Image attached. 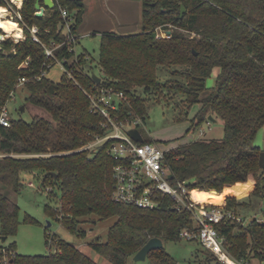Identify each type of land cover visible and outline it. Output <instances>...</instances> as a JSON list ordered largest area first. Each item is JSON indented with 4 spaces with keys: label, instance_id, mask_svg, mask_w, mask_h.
Returning <instances> with one entry per match:
<instances>
[{
    "label": "trees",
    "instance_id": "obj_1",
    "mask_svg": "<svg viewBox=\"0 0 264 264\" xmlns=\"http://www.w3.org/2000/svg\"><path fill=\"white\" fill-rule=\"evenodd\" d=\"M11 1L21 5L17 12L23 38L0 41V107L21 88L27 91L25 103L46 115H33L29 121L11 117L9 126H0V154H6L0 157L4 187L18 192L23 187L22 173H43L41 185L56 187L60 195L59 208L47 204L45 212L79 236L85 234L77 231L85 218L116 217L105 241L96 239L88 244L111 264H127L152 237L179 241L181 231L196 225L189 210L180 208L169 195L161 198L156 209L112 200L116 161L109 153L111 141L91 150L81 149L104 132L101 116L89 112L84 90L112 87L122 91L126 100L120 105L119 118L139 116L144 122L146 99L138 90L154 96L171 88L183 95L185 103L199 104L186 133L210 121L211 115L222 122L224 136L219 140L197 138L168 150L165 159L173 175L170 182H184L188 190L196 189L200 203H225L224 209L235 216L264 201V172L258 176L264 148L253 144L258 129L264 127V0H141V32L101 34L98 83L83 68L85 54L75 57L71 51L74 43L62 33L61 9L73 19L71 33L77 35L83 0H54L53 9H46L40 17L35 15V0ZM9 3L0 0V7L5 9ZM181 5L185 8L182 14ZM9 21L21 38L17 22ZM32 26L37 28L40 42L33 40ZM169 26L195 36L173 29L166 38L157 36L158 29ZM45 48L53 49L54 58L46 57ZM55 59L63 62L71 77L65 72L57 82L46 77L44 73ZM159 67L168 69L171 79L160 82ZM213 69L219 73L215 86L208 89L206 79ZM22 78L26 80L18 86ZM143 141L151 139L143 137ZM18 211V205L0 191L1 237L7 239L15 233ZM216 229L232 258L246 264L264 261V209L261 220L252 217L242 225L229 219ZM54 244L53 253H16L10 264H98L71 242L56 237ZM6 248L14 251L11 245ZM201 252L205 254L203 264H221L203 246ZM148 255L155 264H179L163 248Z\"/></svg>",
    "mask_w": 264,
    "mask_h": 264
},
{
    "label": "rangeland",
    "instance_id": "obj_2",
    "mask_svg": "<svg viewBox=\"0 0 264 264\" xmlns=\"http://www.w3.org/2000/svg\"><path fill=\"white\" fill-rule=\"evenodd\" d=\"M83 3L84 12L82 22L77 29L78 41L76 40L74 45V52L76 55L85 54L88 59L85 61L83 68L89 74L100 76L101 70L98 66V58L101 34L114 32L126 35L141 32L142 1L83 0ZM12 8L8 12L4 11L1 15L11 20L10 16H16V6ZM168 28L158 29V36L166 38L172 29L189 37L195 36L194 33L186 30L172 26ZM11 32L13 35L10 38L13 41L20 39L21 33L15 36L12 27ZM218 73V69L212 70L210 76L206 79V88L212 89L215 86ZM61 74L62 70L55 64L48 70L46 77L53 82H57ZM171 77L168 69L163 67L157 69V78L160 82L171 79ZM138 92L146 99L145 119L140 126V131L144 138L155 140L161 143L163 147H171V149L179 145V143L197 138L213 140L223 138L224 128L219 120H210V126L203 122L195 131L186 133L192 118L199 109V104L185 103L183 95L176 90L164 88L157 91L154 96L144 95L141 89ZM12 96L7 105L11 117L17 118L20 116L29 121L33 115H46L42 109L25 103L27 91L24 89L18 88ZM20 106H23V111L18 112ZM200 130L203 132L201 136L199 135ZM253 144L263 150L264 127L258 129ZM42 174L41 172L22 173L23 187L18 192H13L0 183V191L6 194L19 207L17 229L3 243L1 242L0 234V246L8 247L11 245L14 251L21 255H48L55 252L54 240L57 237L73 243L98 264H111L91 250L88 244L96 239L102 242L105 241L108 229L116 221V217L96 220L97 217L91 215L85 218L86 222L80 223L77 228V231H85L83 236L72 233L60 222V219L45 212V205L47 204L53 208H59L60 195L56 187H44L41 185ZM263 205L264 201H258L253 204V207L243 208L240 216L246 221L255 216L261 218ZM163 250L176 259L179 264H203L205 257V254L201 252L200 244L196 240H187L185 238H181L179 241L163 242ZM132 257L128 258L127 264H155L154 259L149 255L138 262L133 261ZM251 264H260V262L252 261ZM261 264H264V261Z\"/></svg>",
    "mask_w": 264,
    "mask_h": 264
},
{
    "label": "built area",
    "instance_id": "obj_3",
    "mask_svg": "<svg viewBox=\"0 0 264 264\" xmlns=\"http://www.w3.org/2000/svg\"><path fill=\"white\" fill-rule=\"evenodd\" d=\"M13 6H16V16L10 17L19 26L20 15L17 11L20 7L12 2V4L4 8L8 12V10L13 9ZM61 15L64 19L62 33L68 41L75 45L77 35L71 33L73 19L64 9H61ZM20 28L22 30V37L20 39H22L23 28ZM30 32L33 40L40 42L36 35L37 28L35 26L30 28ZM52 50V48H45L46 57L54 58ZM71 51H74V46ZM85 59H88L86 55ZM55 64L59 66L62 72L71 77V72L66 70L62 61L55 59ZM47 66L49 67L50 65ZM46 73L44 74L46 75ZM25 80V78H22L18 86ZM13 93H11L10 100L13 97ZM84 93L90 102L89 112L101 116V127L104 129V132L103 134L95 135L81 149L91 150L106 141H111L109 153L116 161V164L113 166L114 184L111 194L112 200L131 203L142 209H156L161 203V198L164 195H169L180 208L189 210L195 220V228L181 231V238L197 240L201 246L211 251L221 264H246L235 260L228 254L223 246V239L217 232L216 225L229 219L246 225V222L248 223L249 220L246 221L243 217L235 216L232 212L226 211L224 209L225 204L212 205L199 203L192 199L191 191L187 189L184 182L178 181L175 184L170 182L171 179L168 176L171 172L166 163L165 153L171 147L165 148L155 140H151L150 142L135 141L128 134V131L134 128L138 129L141 134L140 126L144 122L139 116L119 118L118 111L120 105L126 100L122 91H118L112 87H99L91 91L84 90ZM9 101L0 107V126L10 125L11 116L7 106ZM206 124L210 126V121H206ZM199 135H203L202 130H200ZM4 155L6 154H0V157ZM49 191L51 190L49 189ZM256 218L261 220V218ZM15 254V251L0 246V264H10V259Z\"/></svg>",
    "mask_w": 264,
    "mask_h": 264
},
{
    "label": "water",
    "instance_id": "obj_4",
    "mask_svg": "<svg viewBox=\"0 0 264 264\" xmlns=\"http://www.w3.org/2000/svg\"><path fill=\"white\" fill-rule=\"evenodd\" d=\"M53 7H54V0H35V3H34V9L36 11L35 15L38 17L43 16L46 9L52 10ZM184 11H185V8L183 5H181L180 6V14H182ZM92 78L97 83L100 82V78L97 75L92 74ZM20 111H23V106H20ZM208 119L212 120V121L216 120L211 115L208 116ZM128 134L135 141H139V142L143 141L142 135L140 134V132L136 128L129 130ZM263 172H264V151H261L260 155H259V173H258V176L259 177L262 176ZM168 177H169V179H172L173 175L170 173ZM210 191L216 192L215 190H210ZM5 240H6L5 237H1L2 243ZM162 248H163V241L160 238L152 237V238L148 239V241L133 255V257H132L133 261H135V262L142 261L147 257L149 252L156 250V249H162Z\"/></svg>",
    "mask_w": 264,
    "mask_h": 264
},
{
    "label": "bare ground",
    "instance_id": "obj_5",
    "mask_svg": "<svg viewBox=\"0 0 264 264\" xmlns=\"http://www.w3.org/2000/svg\"><path fill=\"white\" fill-rule=\"evenodd\" d=\"M4 11L6 12V10H3L2 8H0V28L3 31L2 34L0 33L1 34L0 35V41L3 40L5 37H10L11 35H13L12 32H11V23H10V21L6 17H3L1 15ZM14 35L15 36L19 35V33H16ZM191 196H192V199H194V200H196L197 202L200 203V198H199V195L197 194L196 189L191 191ZM202 204H206V203H202Z\"/></svg>",
    "mask_w": 264,
    "mask_h": 264
},
{
    "label": "crops",
    "instance_id": "obj_6",
    "mask_svg": "<svg viewBox=\"0 0 264 264\" xmlns=\"http://www.w3.org/2000/svg\"><path fill=\"white\" fill-rule=\"evenodd\" d=\"M198 190V189H197ZM193 191V190H192ZM201 191H204V190H201ZM204 192H206L207 194H208V192L207 191H204ZM208 196H209V194H208ZM225 201H226V199H225ZM203 203H207V202H203ZM225 204V203H224ZM260 264H261V262H260Z\"/></svg>",
    "mask_w": 264,
    "mask_h": 264
},
{
    "label": "flooded vegetation",
    "instance_id": "obj_7",
    "mask_svg": "<svg viewBox=\"0 0 264 264\" xmlns=\"http://www.w3.org/2000/svg\"><path fill=\"white\" fill-rule=\"evenodd\" d=\"M22 2H23V1H22ZM9 4H12V1H11V0H10V3H9ZM9 4H8V5H9ZM21 4H22V3H21ZM20 7H21V6H20ZM0 31H1V29H0ZM1 32H2V31H1Z\"/></svg>",
    "mask_w": 264,
    "mask_h": 264
}]
</instances>
